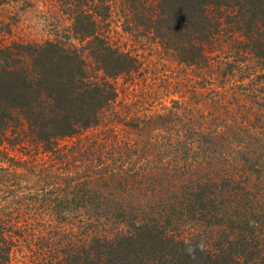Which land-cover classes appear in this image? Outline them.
<instances>
[{
    "label": "rangeland",
    "instance_id": "1",
    "mask_svg": "<svg viewBox=\"0 0 264 264\" xmlns=\"http://www.w3.org/2000/svg\"><path fill=\"white\" fill-rule=\"evenodd\" d=\"M159 1L0 0V49L55 42L99 79L91 41L71 31L82 9L99 36L135 59L108 79L114 96L89 127L49 146L18 121L0 134V264H56L68 245L124 233L151 209L173 207L172 235L216 236L212 219L186 212L192 193L229 179L256 195L264 241V27L249 31L238 9L208 5L202 57L187 64L141 24L157 16ZM224 192L206 200L243 221L252 194Z\"/></svg>",
    "mask_w": 264,
    "mask_h": 264
},
{
    "label": "trees",
    "instance_id": "2",
    "mask_svg": "<svg viewBox=\"0 0 264 264\" xmlns=\"http://www.w3.org/2000/svg\"><path fill=\"white\" fill-rule=\"evenodd\" d=\"M208 5L238 9L249 31L264 27V0H160L157 16L141 24L180 62L196 64L207 40L203 10ZM72 21V34L91 41L86 48L100 63L101 76L87 75L77 51L55 42L0 49V134L18 121L33 139L49 146L53 139L92 125L98 110L112 100L114 90L108 79L131 69L135 59L97 34L91 13L78 9ZM19 53L27 57L28 64ZM224 190L232 195L242 193L244 200L252 194L238 181L222 180L210 193L206 188L192 193L186 212L192 217L195 210L199 211L209 224L212 219L213 227H218L216 236L207 232L188 237L172 235L169 229L177 219L169 211L173 207L151 209L146 219L133 215L135 219L128 222L124 233L112 238L89 237L81 244L68 245L56 264H264V241L254 219L256 195H251L252 211L240 217L243 221H232L216 209L214 202L206 200L211 195L222 196ZM0 253V261L6 260L7 251Z\"/></svg>",
    "mask_w": 264,
    "mask_h": 264
}]
</instances>
